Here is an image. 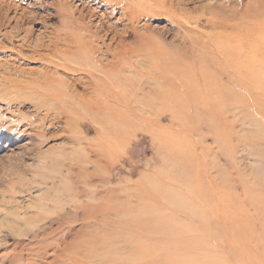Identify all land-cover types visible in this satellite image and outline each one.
I'll list each match as a JSON object with an SVG mask.
<instances>
[{
  "label": "rangeland",
  "instance_id": "obj_1",
  "mask_svg": "<svg viewBox=\"0 0 264 264\" xmlns=\"http://www.w3.org/2000/svg\"><path fill=\"white\" fill-rule=\"evenodd\" d=\"M125 3L146 10L127 20ZM255 4L264 0H0V264H264L257 106L230 98L239 93L231 90L210 112L187 102L177 124L175 99L157 107L163 114L147 118L173 125L172 140L191 147L186 154L148 129L118 145L99 114L103 90L147 102L145 85L151 94L159 88L156 73L173 93L215 76L228 84L217 40L252 24L245 12ZM145 32L160 53L138 49ZM81 37L103 66H122L128 83L106 87L112 74L79 71L70 54ZM153 56L163 73H154ZM146 180L153 189L144 196L131 190Z\"/></svg>",
  "mask_w": 264,
  "mask_h": 264
},
{
  "label": "bare ground",
  "instance_id": "obj_2",
  "mask_svg": "<svg viewBox=\"0 0 264 264\" xmlns=\"http://www.w3.org/2000/svg\"><path fill=\"white\" fill-rule=\"evenodd\" d=\"M123 10H124V18L127 20L130 19L131 21H133L134 19L137 18V16H140V14L143 11H145L146 9L138 8V7L128 3V5L123 8ZM263 12H264V7L263 6L261 7L260 4H255L253 6H250L249 8H247L245 15L251 16L253 14L255 16L254 22L250 25H242L240 28H238L236 30V32H234L232 34V36L230 38L226 37V39H225L223 37H220L217 40V46L215 47V49H216L217 53L220 55L221 59H223L224 65L227 67V71H228L227 72L228 73L227 82L230 86H228L227 83L222 84L220 78L218 76H215L214 81L212 80V77L210 79L207 78V80L205 82H203L202 84H195L194 88L188 82H185L184 85L180 88L178 93H173L171 91V85H170V87L168 85H161L158 82L159 80L158 81L156 80V78H155L156 74H157L156 71H159V73H160L162 68L164 69V66L162 68L159 67V66H161L160 61L157 60L158 58H154V56H153V58L157 60L156 65L153 63L154 64L153 68L155 69L154 73H156V74H154L155 77L153 78V80L152 79L151 80L153 83L155 82L157 84V86L159 85V88L154 90L155 94H151L149 88L145 85V88L148 91L145 93V97L148 98L147 102H144L143 100L136 101V100H133L134 98L131 101L130 98L128 99V97H124L125 94L120 92L119 91L120 89L118 91L120 93H122V95L118 94L119 92L116 93V92L110 91L111 89L110 90L108 89L107 91L103 90L104 86L102 87V90L104 92H101V95L104 96V98L106 99V102H104L103 109L99 108V109H101L99 111V114H102L103 116L105 115L107 118L104 119V123L108 122V124H109L107 128H105V126H104V129H106L107 132H113L112 135L114 136L115 140L118 142L117 143L118 145H120L123 142V140L126 137H128V135H130L131 133H133V132L135 133V131H140V130L142 131L143 129H145V130L148 129L147 132L150 133L152 137L154 136L153 139L156 142H159L160 138L166 139L164 144H161L159 142L160 145H162L163 147H166V149H167V146L168 147L169 146H172V147L177 146L181 150H183V152H185V151L189 150L191 147H190V145L185 144L182 140H181L182 143L179 142L178 139H175V140L178 141L179 143L175 142L174 139L172 140V138H176L175 136L174 137L172 136L173 125L169 126V127H161V126H159L158 123H157L158 125H154V119L155 118H153V119L149 118L148 119L147 115L151 114L152 116H157V117L159 115L161 116L163 114L161 112L162 110H160V114H159V112L157 113L156 112L157 107H163L165 103L170 104L169 102H171L175 99L173 104H171V106H170V109H169L170 113L169 112L168 113L170 115V121L173 124H177V122L180 121V119H178V114H182V112H184L187 109V102L192 103V104L193 103H200L203 105L202 107H204L203 108L204 111L206 108L207 111L210 112L212 105H214L213 103L221 102V100H223V98H224L223 94L225 92H228L231 90L232 91L238 90L239 93L238 94H232L230 96V98H232L238 102H242L245 105H252L253 104L254 106H257L258 109L260 110L261 116L264 118V18H262ZM139 39H140L141 43H140V46L138 49L143 50L142 52L144 54H145V52H147V53L148 52L149 53L154 52L156 54L160 53L159 48L161 46L157 42L154 41L155 39L153 40V37L150 34H148L146 32L142 33V34H140ZM71 44H72L71 48L73 50L71 51L70 56L74 59V62L77 65L76 67L79 68V71L81 70L80 68H82L84 66V67H87L90 70H92L93 73L96 72L97 74L99 73L102 75L103 74L104 75L105 74H112L114 80L110 79V80L105 81L104 85L106 87H107V84H109V82L112 83L114 81L113 83H115V82L117 83L118 80H119L118 84H120V82L122 84H125V82L128 83L127 81L129 79V77H127L126 74L124 73L122 66L121 67H118V66L113 67L112 66L111 68H110L111 65L110 66H103L101 63H99L100 61L95 60L93 51L91 50V48L88 46L87 42L82 37L79 38L78 40L75 38ZM61 54H62L61 59H63V57H65L64 56L65 52L62 51ZM122 54L123 53H121V55ZM145 59H147V56L145 57ZM123 62L125 63L126 61H123ZM66 65H67V63H66ZM145 65H146V63H145ZM61 66L65 67L64 65H61ZM158 67L160 68V70L158 69ZM151 69H152V67H151ZM73 71H75V70H73ZM151 71H153V70H151ZM161 72L163 73V71H161ZM164 72H166V71H164ZM96 73H94V74H96ZM160 74H157V75H160ZM176 74H177V72H173L172 75L176 76ZM186 74H187V72H186ZM164 75H166V74H164ZM182 76L186 77V75H184V74H182ZM93 78H95V76ZM107 78H105V79L103 78V79L106 80ZM160 79H162V78H160ZM154 80H156V81H154ZM93 82H95L94 79H93ZM144 82H146V81H144ZM116 83H115V85H116ZM101 85H100V87H101ZM109 85H111V84H109ZM96 86L99 88L98 82H96ZM117 86L119 87V85H117ZM165 86L167 87V90L163 89V87H165ZM120 87H123V86H120ZM116 89H118V88H116ZM113 90H115V89H113ZM95 92H97V91H95ZM95 92L93 91L94 96L97 95V93L95 94ZM58 95H60V94H58ZM103 96H100V97L102 98ZM97 99L99 101L98 96H97ZM100 100L102 101V99H100ZM95 101H97V100H95ZM101 101H99V104L103 103V101L102 102ZM131 102H133V104ZM176 106H179V107L175 108ZM196 108H198V107H196ZM165 113H167V112L165 111ZM98 120H101V119H98ZM263 121H264V119H263ZM100 125H101V127L103 126L102 124H100ZM102 129H103V127H102ZM105 135H106V138H108L107 137L108 135L106 133H105ZM171 136H172V138H171ZM111 138H112V136H111ZM109 140H111V139L106 140L107 143L110 142ZM112 141H113V139H112ZM103 143H104V141H103ZM117 144H115V147ZM162 146H161V148H162ZM161 148H159V149H161ZM196 149H198V148H196ZM190 151H192V150H190ZM188 153H189V155H193V154H191L193 152L190 153L188 151ZM185 154H186V152H185ZM183 157L184 156H182L180 158V156L178 157V155H176V158H178L179 160H182ZM186 157H188V156L186 155ZM190 158H192V157H190ZM183 160L185 161L187 159L184 158ZM178 161H177V163H181L180 161L179 162ZM175 162H176V160H175ZM197 181L200 184L201 189H203V186L200 183L199 176L197 177ZM146 182H147V180H146ZM146 182H141L140 185H137V187L135 186L134 189L131 188V190L136 192L137 189L143 188L142 191L141 190H138V191H141L142 195L146 194L148 189H149V191L151 189H153L152 184L148 183V182L146 183ZM144 184H147V186H144ZM156 186L158 188L160 187V189H164L159 184H156ZM187 193H190V192H187ZM203 193H204V191L201 193L199 192L200 195H202ZM211 193H213V192H211ZM205 194H206V192H205ZM140 201H143V200H140ZM136 205L141 206L142 204H136ZM229 208H231V206L227 207V209H229ZM223 209H226V207ZM220 211H222V210H220ZM223 211H222V213H223ZM216 212L218 213L217 210H216ZM224 212H226V211H224ZM226 213H228V211ZM233 220H235V219H233ZM137 221H139V220H137ZM128 225H130V224H128ZM138 226L139 225H137L136 227L139 231ZM128 227H130V226H128ZM141 227H143V226H141ZM123 228H124V230H128L127 228L125 229V226ZM148 229H147V233L149 230L151 231V229H149V230ZM145 230L146 229H144V232H145ZM153 230H155V229H153ZM153 230H152V233H154L156 231V230L155 231H153ZM130 231L132 232L133 229L131 228ZM140 231H142V229H140ZM128 232H129V230H128ZM141 233H143V232H141ZM152 233L151 234L148 233V234L152 236L153 235ZM156 233L157 232H155L154 234L156 235ZM151 236H148V237H151ZM145 251L146 250H144L143 252L145 253Z\"/></svg>",
  "mask_w": 264,
  "mask_h": 264
}]
</instances>
